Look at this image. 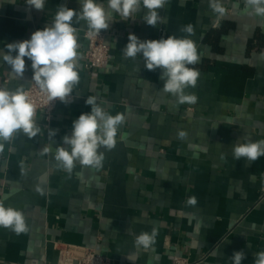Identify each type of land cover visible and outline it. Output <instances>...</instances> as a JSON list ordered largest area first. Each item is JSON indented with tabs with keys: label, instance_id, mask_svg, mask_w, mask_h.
I'll list each match as a JSON object with an SVG mask.
<instances>
[{
	"label": "crops",
	"instance_id": "1",
	"mask_svg": "<svg viewBox=\"0 0 264 264\" xmlns=\"http://www.w3.org/2000/svg\"><path fill=\"white\" fill-rule=\"evenodd\" d=\"M98 2L107 7V0ZM218 2L222 13L212 0H169L155 27L142 20L146 9L127 21L113 14L101 30L109 54L100 69L87 68L82 34L89 29L73 18L80 79L69 102L59 100L49 121L35 115V138L15 134L0 151V202L21 210L29 227L19 235L0 227V264H57L61 244L87 248L111 264H170L174 257L233 264L240 250L241 264H254L255 253L264 251V156L235 160L232 148L245 137L264 140V17L249 15L245 0ZM60 5L80 8L79 0H45L42 11L26 0H0V51L51 24ZM189 25L193 34L181 31ZM130 33L195 42L200 60L189 67L200 75L185 94L196 103L178 104L162 90L161 69L147 70L139 55L125 58ZM25 61L19 79L0 57V87L25 90L35 83ZM89 96L126 119L116 146L100 149L101 167L77 162L69 174L57 166L55 148L69 147L63 137L90 112ZM48 129L56 130L54 138ZM153 228L154 243L136 246V237Z\"/></svg>",
	"mask_w": 264,
	"mask_h": 264
},
{
	"label": "clouds",
	"instance_id": "2",
	"mask_svg": "<svg viewBox=\"0 0 264 264\" xmlns=\"http://www.w3.org/2000/svg\"><path fill=\"white\" fill-rule=\"evenodd\" d=\"M169 0H107V7L98 0H79L80 8L75 10L60 5L54 20L41 30L31 34L30 39L8 43L7 51H0V57L10 67L15 77L22 79L26 70L25 58L31 61L32 78L39 89L47 95L50 102L57 99L69 102L74 86L79 83L77 71V29L73 26V18L86 22L88 35L100 34L101 30L109 28L112 15H119L121 20L136 19V14L146 9L143 21L152 27L163 17L158 9H163ZM246 11L249 15L264 17V0H245ZM26 5L42 11L45 0H26ZM215 12L224 10L218 0H212L210 5ZM182 32L193 34L191 25L181 28ZM125 58L135 59L138 55L143 58L144 67L149 71L161 69L160 79L164 81L162 90L176 97L178 104L196 103L194 94H185V89L195 87L199 71L190 65L199 62L200 56L195 42L189 38H167L141 40L135 34L128 35V42L121 50ZM91 106L90 112L81 113L73 121L71 135L63 137V144L55 148L54 159L57 166L72 173L75 164L93 168L101 167L104 153L101 148L113 149L117 143L119 127L125 122L123 113L111 115L97 104L96 98L89 96L85 101ZM35 105L30 101L28 93L21 87L10 90L0 87V151L4 142L10 141L15 134L22 133L33 139L40 132L34 117ZM56 130L48 129V137L56 136ZM178 135L183 137L184 132ZM233 144L235 160L246 158L249 162L264 156V140ZM222 146V145H221ZM50 148L45 147L47 153ZM7 197H5L6 199ZM195 203V198L190 200ZM0 227L13 230L17 235L27 233L29 227L21 210L5 207L0 202ZM156 229L151 233L142 232L136 239V246L149 248L155 241ZM233 264H241L245 253L235 251L230 258ZM254 264H264V251L255 253Z\"/></svg>",
	"mask_w": 264,
	"mask_h": 264
},
{
	"label": "built area",
	"instance_id": "3",
	"mask_svg": "<svg viewBox=\"0 0 264 264\" xmlns=\"http://www.w3.org/2000/svg\"><path fill=\"white\" fill-rule=\"evenodd\" d=\"M88 32L85 31L82 34L87 43V50L84 54L86 66L89 69H100L106 64L109 54V49L105 44V36L103 33L89 36ZM25 91L28 93L30 101L35 105L36 114L41 112L45 120L49 121L59 99L50 102L47 95L35 83H32ZM57 264H111V262L87 248L61 244L58 248ZM170 264H187V262L174 257Z\"/></svg>",
	"mask_w": 264,
	"mask_h": 264
},
{
	"label": "trees",
	"instance_id": "4",
	"mask_svg": "<svg viewBox=\"0 0 264 264\" xmlns=\"http://www.w3.org/2000/svg\"><path fill=\"white\" fill-rule=\"evenodd\" d=\"M256 38H257L258 42L261 40L260 37H258V36Z\"/></svg>",
	"mask_w": 264,
	"mask_h": 264
}]
</instances>
